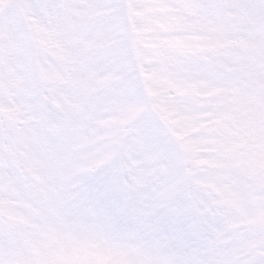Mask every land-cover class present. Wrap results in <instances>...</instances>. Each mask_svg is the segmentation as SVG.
Returning a JSON list of instances; mask_svg holds the SVG:
<instances>
[{"label":"snow or ice","instance_id":"1","mask_svg":"<svg viewBox=\"0 0 264 264\" xmlns=\"http://www.w3.org/2000/svg\"><path fill=\"white\" fill-rule=\"evenodd\" d=\"M0 264H264V0H0Z\"/></svg>","mask_w":264,"mask_h":264}]
</instances>
